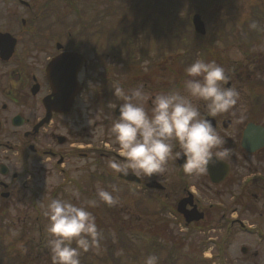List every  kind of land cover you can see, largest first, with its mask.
Returning a JSON list of instances; mask_svg holds the SVG:
<instances>
[{"label":"rangeland","instance_id":"rangeland-1","mask_svg":"<svg viewBox=\"0 0 264 264\" xmlns=\"http://www.w3.org/2000/svg\"><path fill=\"white\" fill-rule=\"evenodd\" d=\"M102 1V4L99 0L81 1L87 8L88 29L86 30L88 34L95 35L94 39L100 42L102 48L106 45V37L104 34L98 33V26L102 25V28H107L105 31L112 29L118 25L121 15L141 16L138 19L139 22L144 20L147 15H145L146 11L150 9L148 7L149 0H113L116 5L110 4L107 0ZM219 1L209 0L212 5L205 9L207 11L203 13V17L208 22V35L220 34L221 25L213 22H217L218 19L224 21L222 33L226 31L232 35V38L225 35L227 41L224 40L223 35L221 40L215 39L213 35L209 36L211 39H215L212 40L210 48L218 46L227 50L224 47V42L229 44V52L222 62V66L228 67V64L238 63L245 58L244 52L239 53L238 50L242 43V37L240 31L234 30L235 26L231 25V21L235 19L233 16H236L240 21L245 17L250 19V15L253 17V13H257L264 19L262 6L250 5L264 2V0H236L224 6ZM135 5L137 8L134 7ZM108 7H111L110 11H108ZM220 13L221 15L218 16ZM186 15L185 11L180 14L182 17ZM98 16L105 17L95 27ZM90 21L93 24H90ZM72 22L74 23L73 20ZM156 27L157 25L152 27L153 36H155L154 29ZM181 31L188 32L189 29L182 27ZM132 34L133 32L130 31L129 33L125 32V35H130V39H132ZM168 40H171L169 36ZM190 42L188 35L183 36V44ZM175 45L177 46L179 43ZM180 46H182L181 41ZM170 48L175 50L173 45ZM125 51L126 48H124V53ZM87 55H92L88 49ZM256 55L254 52L251 55L248 54L247 58L250 56L254 60ZM124 58L126 59V56ZM174 58L170 56L168 61L173 62ZM179 73L182 71L179 70ZM173 79H175L174 76ZM244 80L247 82V86L248 81ZM234 85L239 92L238 84ZM239 97H241L240 93ZM87 102L88 100L84 101L83 99L79 103L84 108V122L81 126H74L75 123L70 118H61L53 122V127L39 133L37 144L40 151L35 159L25 162L24 167L28 168V173L23 172L22 177L18 180L21 182L27 177L26 186H29V191L32 193L21 190L18 183H13L6 200L0 198V209H2L3 201L4 208L7 209L6 215L0 218V233L2 234L0 237V258L1 252L9 246L8 252L11 251V255H14L12 260L21 255L20 262L29 256L32 260L36 259L37 264H53L49 247L45 249L50 238L48 226H40L38 221L40 215L43 219L47 218L45 216L47 204L52 199H65L82 205L88 200L97 198L98 187H104L111 191V186L115 185L118 191L113 195L118 197V203L113 206L99 203L97 207L88 208L95 217L101 238L99 247L81 253V264H114L109 260V250L110 254L111 251L113 252L112 256L114 259H118L119 264H144L148 255L143 247L149 237L163 249L160 254L163 264H213L212 261L220 264H264V183L261 182L257 185L259 180L254 179L247 184L248 180L255 177L256 174L264 173V151L262 155L252 154L247 155L246 158L236 155L237 153L234 151L228 152L229 155L226 158L229 156L232 170L228 179L218 185H213L205 172L191 175L181 168L182 178L186 174L189 176L188 183L194 186L193 189L203 200L204 206L207 207L210 202L221 203L219 207L213 205L204 209V211L207 210V213L203 222L208 225V222L219 221V224L210 225L209 228H203L204 230L195 229V226L187 228L181 224L179 217L155 211L162 199L158 200L155 197L156 200H153V196L150 199L142 194H131L130 191L127 192L128 184L125 182L114 183L113 180L104 177L112 172L107 167L109 158H119L114 150L115 145L112 143L110 131L112 119H114L113 113L103 108L102 104L94 109L89 107ZM225 116L228 114L220 115L222 118ZM83 126L86 131L82 136L80 129ZM57 135H63L66 137V141L60 144L55 138ZM86 147L99 148V152L95 155L87 150L89 157L92 158L91 160L84 159L80 151ZM100 152L101 155H99ZM52 153L54 156H51ZM95 157L102 162L105 171L101 167L99 169L96 167ZM60 159H63V162L59 163ZM12 161L8 164L11 163L13 171L23 170L20 164ZM98 173L101 174V180L96 179ZM159 177L167 183L175 182L171 189L174 193H169L171 196L183 195L179 188V181L182 182V179L176 178L175 171L172 173V169L169 168L165 174ZM79 187L84 188L86 192L80 194L79 200H76L72 197L71 190H78ZM140 210H143L142 213ZM24 228L26 232L23 235ZM40 228L42 232L39 230ZM100 229L104 231H100ZM104 234L109 238H105ZM33 242L35 246L42 242L38 247L41 253L37 251V253L31 254L25 248ZM170 246L175 247L178 251L169 249ZM175 257L178 261H175ZM0 264L5 263L0 262ZM12 264L18 263L14 261Z\"/></svg>","mask_w":264,"mask_h":264},{"label":"flooded vegetation","instance_id":"flooded-vegetation-1","mask_svg":"<svg viewBox=\"0 0 264 264\" xmlns=\"http://www.w3.org/2000/svg\"><path fill=\"white\" fill-rule=\"evenodd\" d=\"M70 5L71 0H0V172L4 166L8 171V163L11 160L16 163L18 155L24 154L27 159L37 156L36 141L39 132H34V127L46 113L44 100L47 97L52 99L50 96L52 89L46 75L49 62L63 51L70 50L78 51L86 57L85 28L81 27L78 33L71 32L70 23L64 21L70 13ZM43 12L49 14V20L40 26L39 18ZM55 36L58 42H53ZM256 54L254 60L251 58L244 60L243 70L247 71L248 67L255 65H259L261 68L255 73L254 110L259 121L257 124L264 127V49L257 47ZM93 61L85 64L78 74L82 92L76 96L68 115L70 118L73 117L74 126H81L84 122V108L79 104L83 99L97 105L102 100L107 103L105 105L107 108L119 100L115 94L116 86H121L118 75L113 74L110 81L103 79L102 72H106L107 68L102 64L100 57L94 56ZM76 63L79 61L76 60ZM159 68L160 71L153 73V78H151L149 65H141L138 70L132 67L129 69L126 84L122 86H126L127 91L142 86L151 98L167 92L166 70L162 66ZM226 75L230 76L229 73ZM249 77H251L250 74H247L243 78L241 73L238 80L228 78L226 84V87L235 88L234 84L237 83L240 87L241 97L239 99L243 105L238 116H242L243 121L249 117V111H245L247 95L244 80ZM179 91L183 92L182 89ZM196 102L194 101V103ZM116 105L118 106V104ZM146 107L150 111L151 99ZM199 109L202 116L210 117L204 104L199 106ZM113 113L115 114V108ZM55 117H61V114L54 112L52 119L54 120ZM212 118L216 124V131L222 139H225L227 135L231 136L239 143V147H237L235 142L234 147L242 157L252 155L242 148L243 125L241 126V123L234 125V122L231 121L228 127H224L221 117L212 116ZM53 120L50 128L53 127ZM85 131L83 126L80 129L82 136ZM2 148L11 150L12 153L7 154L3 152ZM221 149L225 150L222 147ZM263 151L264 146L252 153L262 155ZM182 165L183 162L178 163L177 160L173 162L174 167L182 168ZM6 175L3 177H7ZM17 177L18 175L13 173L9 179H6L7 184L0 179V187L9 190ZM139 179L145 182L144 177H139ZM258 180L257 185L261 182L264 183V179L259 174ZM188 189L184 188L183 192L186 193ZM194 202L199 210L204 211L203 205L197 197H194Z\"/></svg>","mask_w":264,"mask_h":264},{"label":"clouds","instance_id":"clouds-1","mask_svg":"<svg viewBox=\"0 0 264 264\" xmlns=\"http://www.w3.org/2000/svg\"><path fill=\"white\" fill-rule=\"evenodd\" d=\"M256 26L250 25L253 29ZM184 71L183 92L169 90L151 98L142 86L128 91L116 86L115 94L123 102L113 105L118 107V115L110 131L119 158L108 160L107 167L112 173L151 178L165 174L170 162L183 158V171L197 174L206 171L211 159L227 156V150L221 149L222 137L212 122L201 115L194 101L203 102L210 116L226 113L235 116L239 92L225 86L228 80L225 69L215 61L196 59ZM149 99L150 111L146 107ZM111 189L98 187L97 198L82 205L65 199H52L47 204L45 216L50 236L47 245L53 264H81V253L99 247L101 233L88 208L99 203L108 206L118 203V197L113 195L118 189L115 185ZM71 195L76 200L80 198L77 189H72ZM144 264H159V258L148 255Z\"/></svg>","mask_w":264,"mask_h":264},{"label":"water","instance_id":"water-1","mask_svg":"<svg viewBox=\"0 0 264 264\" xmlns=\"http://www.w3.org/2000/svg\"><path fill=\"white\" fill-rule=\"evenodd\" d=\"M247 132H248V130H247ZM224 174H225V172L224 173H222V174H220V175H218V176H216V181H219V180H221L222 178H223V176H224ZM213 176V175H212Z\"/></svg>","mask_w":264,"mask_h":264},{"label":"bare ground","instance_id":"bare-ground-1","mask_svg":"<svg viewBox=\"0 0 264 264\" xmlns=\"http://www.w3.org/2000/svg\"><path fill=\"white\" fill-rule=\"evenodd\" d=\"M249 85V84H248ZM192 188V187H191Z\"/></svg>","mask_w":264,"mask_h":264}]
</instances>
